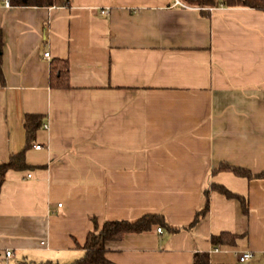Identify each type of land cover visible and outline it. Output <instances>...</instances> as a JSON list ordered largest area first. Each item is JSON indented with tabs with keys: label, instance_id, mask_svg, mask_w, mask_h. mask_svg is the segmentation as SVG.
I'll use <instances>...</instances> for the list:
<instances>
[{
	"label": "crops",
	"instance_id": "1",
	"mask_svg": "<svg viewBox=\"0 0 264 264\" xmlns=\"http://www.w3.org/2000/svg\"><path fill=\"white\" fill-rule=\"evenodd\" d=\"M209 12L181 0H0V162L23 148L25 113L40 115L31 167L8 169L0 188V254L10 249L11 264L69 263L91 217L147 212L180 228L108 241L109 260L193 264L206 252L209 264H264V178L212 173L264 169V11ZM64 59L69 85L53 86L51 61ZM212 181L243 194L246 211L211 190L207 213L183 227ZM221 231L236 243L213 245Z\"/></svg>",
	"mask_w": 264,
	"mask_h": 264
},
{
	"label": "trees",
	"instance_id": "2",
	"mask_svg": "<svg viewBox=\"0 0 264 264\" xmlns=\"http://www.w3.org/2000/svg\"><path fill=\"white\" fill-rule=\"evenodd\" d=\"M11 6H50L56 0H8ZM65 3L68 0H63ZM183 3L196 7L199 13L205 16L209 15L210 8L218 6L234 7L245 6L264 11V0H181ZM51 83L53 86L61 85L67 87L68 84V71L66 60H53L51 61ZM56 64H59L58 66ZM0 81H3L1 69V42H0ZM60 87V86H59ZM40 124V115L37 113H25L23 126L25 129V144L22 149L16 152H11L7 160L0 162V188L5 177V172L8 169H26L31 165L25 162V150L31 144L36 128ZM219 170H228L235 175L251 178H264V169L258 172H252L248 168L233 166L227 163H220L217 167L213 168L212 173ZM217 190L223 193L228 198H235L239 201L241 209L246 211L247 199L243 194L231 191L223 184L212 181L209 187L204 188L203 204L197 209L193 215L192 220L186 225L185 228L192 227L196 224L209 209V192ZM93 228L86 234L83 244L80 246L84 253L78 259L69 263H59L46 260L38 263L30 264H116L109 260L106 256V242L112 240H119L127 233H142L150 231L155 227H164L169 231H177L180 227H175L169 224L163 214L156 212H147L134 219H106L101 225H98L94 217ZM239 235L221 231L217 234L210 235V241L213 245H234ZM17 264H29L26 262H18ZM193 264H209L206 252H197L194 254Z\"/></svg>",
	"mask_w": 264,
	"mask_h": 264
},
{
	"label": "built area",
	"instance_id": "3",
	"mask_svg": "<svg viewBox=\"0 0 264 264\" xmlns=\"http://www.w3.org/2000/svg\"><path fill=\"white\" fill-rule=\"evenodd\" d=\"M1 1L6 6L9 5V1L8 0H1ZM43 56H44V58L48 59L50 57L49 51L48 50H45L43 52ZM33 146L36 147V148H39L40 147V144H34ZM29 175L30 174H28V176ZM157 231L158 232H161V228L160 227H157ZM218 249H219V247L216 246V247L213 248V251H217ZM12 256H13V254H12L11 250L10 249H5L2 252V254H0V264H11L10 263V260H11ZM251 257H252V253L250 251H245V252H243V253H241L239 255V258L238 259H239V261H245V260H247V259H249Z\"/></svg>",
	"mask_w": 264,
	"mask_h": 264
}]
</instances>
